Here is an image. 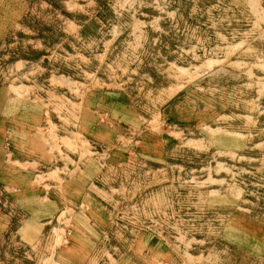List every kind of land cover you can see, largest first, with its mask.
<instances>
[{
  "label": "rangeland",
  "instance_id": "374dc122",
  "mask_svg": "<svg viewBox=\"0 0 264 264\" xmlns=\"http://www.w3.org/2000/svg\"><path fill=\"white\" fill-rule=\"evenodd\" d=\"M0 264H264V0H0Z\"/></svg>",
  "mask_w": 264,
  "mask_h": 264
}]
</instances>
